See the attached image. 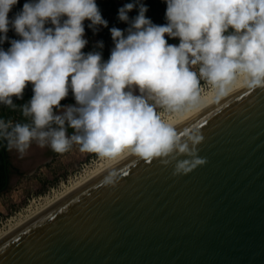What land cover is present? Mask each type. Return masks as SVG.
Returning a JSON list of instances; mask_svg holds the SVG:
<instances>
[{
    "label": "clouds",
    "instance_id": "obj_1",
    "mask_svg": "<svg viewBox=\"0 0 264 264\" xmlns=\"http://www.w3.org/2000/svg\"><path fill=\"white\" fill-rule=\"evenodd\" d=\"M165 2L164 25L146 16L145 3L123 4L117 18L128 26L109 29L114 46L104 60L102 51H82L86 20L94 34L108 27L96 0H26L12 19L8 13L18 0H0V43H10L0 47V103L15 108L14 96L22 98L29 83L33 91L21 106L31 123L0 119V138L21 154L33 140L57 153L75 143L101 157L128 151L165 165L163 158L187 154L173 175L204 165L196 147L204 139L200 129L177 132L158 109L196 107L198 77L221 96L241 78L250 89L264 88V0ZM134 8L138 14L130 19ZM10 27L20 39H9ZM165 34L179 44H168ZM96 47L103 49V41ZM196 65L198 73L190 68ZM69 90L75 104L61 105ZM117 177L113 170L101 183L115 186Z\"/></svg>",
    "mask_w": 264,
    "mask_h": 264
},
{
    "label": "water",
    "instance_id": "obj_2",
    "mask_svg": "<svg viewBox=\"0 0 264 264\" xmlns=\"http://www.w3.org/2000/svg\"><path fill=\"white\" fill-rule=\"evenodd\" d=\"M193 125L204 165L173 175L187 154H133L2 240L0 264H264V88L175 129Z\"/></svg>",
    "mask_w": 264,
    "mask_h": 264
},
{
    "label": "rangeland",
    "instance_id": "obj_3",
    "mask_svg": "<svg viewBox=\"0 0 264 264\" xmlns=\"http://www.w3.org/2000/svg\"><path fill=\"white\" fill-rule=\"evenodd\" d=\"M84 23L87 26L89 21L86 20ZM102 28V26L99 27V30ZM85 38L88 43L98 41L96 36H90L86 29ZM190 68L198 73L199 65L190 66ZM198 79L200 80L199 93L211 87V84L203 78L198 77ZM71 104H75V100L62 105ZM158 112L161 117L171 113L163 109H158ZM101 158L96 153L81 151L80 146L75 143L64 153L55 152L54 157L52 156L47 162L36 166L33 172H29L27 176L23 177L22 181H18L7 191L0 193V228H3L8 220L17 216L18 213L23 212L31 201L41 196L51 195L54 190L61 189L62 185H67L69 180L79 177L86 168L92 166ZM22 160L24 161L25 159Z\"/></svg>",
    "mask_w": 264,
    "mask_h": 264
},
{
    "label": "trees",
    "instance_id": "obj_4",
    "mask_svg": "<svg viewBox=\"0 0 264 264\" xmlns=\"http://www.w3.org/2000/svg\"><path fill=\"white\" fill-rule=\"evenodd\" d=\"M25 0H18V3L12 7L11 11L8 13V16L10 19H12L16 13H18L21 9L23 4L25 3ZM102 16L104 19L108 21V27H103L101 30L93 33L92 29L88 28L86 25V31L90 36L95 35L97 40H102L104 43L103 49H98L96 47L97 41H91L89 42L86 47L82 50L84 52L89 51H102V56L104 60H107L110 56V50L114 46L113 41L111 38V33L109 31L112 27H117L120 29H125L128 24L125 22H122L118 20V9L123 6V4L128 2H136V3H145L148 6V11L146 13V16L149 17L153 23L157 25H164L167 23L165 20V11H166V2L165 0H96ZM137 9L134 8L131 12L128 13L129 18H133L137 15ZM231 31V29H229ZM7 36L9 39H20L14 30L11 29L8 31ZM165 39L167 41H173L174 39L172 37L165 36ZM0 47H3L5 50H7L10 47V43L8 41H5L3 43H0ZM33 91H32V85L29 83L23 93L22 98H16L15 96L13 99V104L16 105L15 108H12L8 105H5L3 103H0V119H3L4 121H11L13 124L15 123H31L30 117H25L22 114L21 106L26 104L32 97ZM74 100V97L71 93V90H69V95L61 101V105L65 103H70ZM68 130L72 131L73 129L67 128ZM8 141L6 139L0 138V190H2L7 182H8V169H7V158H8Z\"/></svg>",
    "mask_w": 264,
    "mask_h": 264
},
{
    "label": "bare ground",
    "instance_id": "obj_5",
    "mask_svg": "<svg viewBox=\"0 0 264 264\" xmlns=\"http://www.w3.org/2000/svg\"><path fill=\"white\" fill-rule=\"evenodd\" d=\"M246 87L243 78L238 79L229 87L227 94L221 96L217 94V90L211 85L206 91L199 93V102L196 107L179 113L171 112L168 115L165 114L162 119L171 124L174 128H177L207 112ZM132 155L133 154L130 152L125 151L115 158L102 157L95 164L86 168L84 173L79 177L69 180L67 185L63 183L64 185H62L61 189L54 190L51 195L41 196L36 200L34 199L23 212L18 213L17 216L8 220L3 228H0V242L73 192L125 161Z\"/></svg>",
    "mask_w": 264,
    "mask_h": 264
},
{
    "label": "crops",
    "instance_id": "obj_6",
    "mask_svg": "<svg viewBox=\"0 0 264 264\" xmlns=\"http://www.w3.org/2000/svg\"><path fill=\"white\" fill-rule=\"evenodd\" d=\"M50 149L51 147L48 144H45L44 147H40L35 140L31 142L24 154L19 153L15 148H8L7 160H9L13 166L18 168V170L11 172L9 179H14L16 175H19L13 184H16L18 181H22L23 177L27 176L30 169H33L34 171L36 166L47 162L50 157H54L55 151ZM20 157L25 160H20Z\"/></svg>",
    "mask_w": 264,
    "mask_h": 264
},
{
    "label": "flooded vegetation",
    "instance_id": "obj_7",
    "mask_svg": "<svg viewBox=\"0 0 264 264\" xmlns=\"http://www.w3.org/2000/svg\"><path fill=\"white\" fill-rule=\"evenodd\" d=\"M173 39H174L173 41H167L168 44L178 45L179 44V38H173ZM67 134L71 136L73 134V130L70 131L67 129ZM7 169H8V180H9L11 172L18 170V168L13 166V164H11L9 160H7Z\"/></svg>",
    "mask_w": 264,
    "mask_h": 264
},
{
    "label": "built area",
    "instance_id": "obj_8",
    "mask_svg": "<svg viewBox=\"0 0 264 264\" xmlns=\"http://www.w3.org/2000/svg\"><path fill=\"white\" fill-rule=\"evenodd\" d=\"M201 88H202V86H201Z\"/></svg>",
    "mask_w": 264,
    "mask_h": 264
}]
</instances>
